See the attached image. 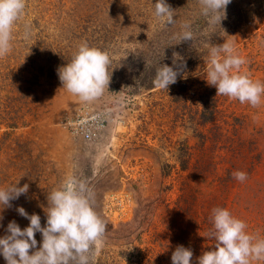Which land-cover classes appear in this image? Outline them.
<instances>
[{"label": "rangeland", "instance_id": "374dc122", "mask_svg": "<svg viewBox=\"0 0 264 264\" xmlns=\"http://www.w3.org/2000/svg\"><path fill=\"white\" fill-rule=\"evenodd\" d=\"M155 2L26 0L11 51L0 57V188L29 189L12 207L0 205V237L12 220L28 226L17 207L44 226L47 195L75 176L106 224L89 264H172L179 245L198 264L214 247L217 207L264 239V97L252 107L206 82L211 47L228 41L247 61L240 71L264 83V0H231L221 26L209 25L199 0H166L176 13L165 25ZM185 23L193 39L180 42ZM83 43L111 60L109 86L91 101L69 93L57 74ZM162 65H182L167 89L156 84ZM79 109L104 114L92 139L67 125ZM236 171L247 179H234ZM36 240L38 250L40 233Z\"/></svg>", "mask_w": 264, "mask_h": 264}, {"label": "clouds", "instance_id": "9594fccd", "mask_svg": "<svg viewBox=\"0 0 264 264\" xmlns=\"http://www.w3.org/2000/svg\"><path fill=\"white\" fill-rule=\"evenodd\" d=\"M230 3L231 0H199L201 15L209 25L221 26L222 20L227 18L226 9ZM25 7L26 0H0V57L11 51L13 27L22 17ZM175 13L176 10L166 0L154 3V15L165 25L175 23ZM183 29L179 35L180 42L192 41L194 34L190 25L185 23ZM246 62L244 57L236 54L233 42L214 45L210 49L211 66L206 82L216 88V95L257 107L264 97V83L253 81L246 72L240 71ZM110 63L107 52L83 43L71 62L60 67L57 74L69 93L91 101L108 88ZM173 64H176L175 60ZM181 67L174 70L162 65L157 70L156 84L165 89L175 84ZM232 175L240 182L247 179L243 171ZM18 183L0 188L2 209L12 207V200L27 194L29 185L21 187ZM93 201L92 189L75 176H68L60 187L47 195L44 226L38 214H29L23 207L16 208L29 224L22 229L15 220L8 223L6 235L0 237V255L6 264H89L94 247L103 242L106 231V224L95 211ZM211 221L213 230L209 238L215 240V244L212 250L198 258V264H250V259H264V239L248 234L243 220L234 217L226 208L217 207L212 210ZM36 233L42 236L38 250H35L38 244ZM192 257L190 248L179 245L173 251L171 261L172 264H191Z\"/></svg>", "mask_w": 264, "mask_h": 264}, {"label": "built area", "instance_id": "2783aa9c", "mask_svg": "<svg viewBox=\"0 0 264 264\" xmlns=\"http://www.w3.org/2000/svg\"><path fill=\"white\" fill-rule=\"evenodd\" d=\"M104 114L88 109H79L67 120V125L74 135L83 139H92L96 131L104 127Z\"/></svg>", "mask_w": 264, "mask_h": 264}]
</instances>
